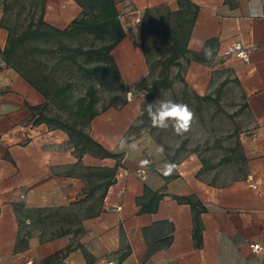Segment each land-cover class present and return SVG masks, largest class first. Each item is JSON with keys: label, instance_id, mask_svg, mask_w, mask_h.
<instances>
[{"label": "crops", "instance_id": "0c3cea01", "mask_svg": "<svg viewBox=\"0 0 264 264\" xmlns=\"http://www.w3.org/2000/svg\"><path fill=\"white\" fill-rule=\"evenodd\" d=\"M2 1L0 51L9 35ZM40 1L44 22L61 31L81 13L74 0ZM180 2L197 9L188 50L211 48L214 56L210 63L193 60L187 65L181 59L184 83L176 98H202L227 79L226 86L236 84L243 99L240 110L246 121L237 137L243 159L235 163L241 176L226 184H219L218 167L207 158L213 168L203 170L199 146L189 148L183 138L170 154L162 132L140 118L147 98L136 85L149 76L141 49L142 21L149 11L151 32H165L171 26H165L168 16L179 11ZM114 3L126 36L111 54L128 102L102 112L89 128L92 139L107 151L123 155L107 191L91 194L90 186L100 180L86 177L85 169L114 168L116 160L86 154L79 162L64 131L35 124L31 109L45 98L0 54V264H264V0ZM234 43L250 52L249 63L225 55ZM136 123L139 127L132 131ZM117 136L135 142L137 149H121L113 139ZM158 145L164 148L162 156L155 154ZM165 162L176 165L169 179L163 175ZM146 187L163 196L154 212L142 214L138 199ZM189 196L204 208L199 243L193 236L191 206L178 201ZM78 229L82 232L75 235ZM251 244L259 249L252 250ZM151 245L155 251L147 256ZM68 246L72 249L66 252Z\"/></svg>", "mask_w": 264, "mask_h": 264}, {"label": "trees", "instance_id": "16d2710c", "mask_svg": "<svg viewBox=\"0 0 264 264\" xmlns=\"http://www.w3.org/2000/svg\"><path fill=\"white\" fill-rule=\"evenodd\" d=\"M3 1V4L5 3L3 5L4 14L7 19L9 8L6 6V0ZM74 1L80 6L81 13L63 31L44 22L43 10H41L38 18L35 19V16H33L34 6H29L32 19L23 28L20 27L21 29L18 25H7L9 32L7 44L4 50L0 51V54L3 61L10 68L14 69L45 98L44 104L31 109L32 118L37 117L35 124L44 123L52 128L64 131L70 139L74 154L79 162L86 154L98 159L116 160L114 168L85 169L86 177L100 180L99 183L90 186V192L94 194L102 188L107 191L115 180L117 169L122 167L123 155L107 151L92 139L89 128L96 116L111 107L120 109L128 102L127 98L123 97L125 87L111 54L112 50L125 38L126 34L119 20V13L114 0ZM196 10L188 2H180L179 11L173 15L169 14L165 26L170 25V23L171 26L170 29H165V32H162L166 47L165 53L162 55H155V52L159 51L156 47V40L160 32H151L149 29V25L152 24L150 12H146L142 21L141 49L149 66V75L152 73L154 79L150 83L141 81L136 85V88L146 92L148 103L162 98L165 92L173 89L172 68H178L176 77L178 76L180 81L184 83L180 72L184 67L181 59L188 65L193 60L201 63H210L213 58L214 55L212 54L211 59H205L204 51L191 53L188 50V42L197 15ZM45 55L59 58L57 61L59 64L69 62L76 66L84 79L94 81L100 88L112 93L109 102L101 109H98L100 103L97 96L98 89L92 84L82 97L71 104V97L68 95L71 85H58L53 76L54 68L50 69L48 64L41 60V57ZM80 59H84L88 67L78 62ZM228 82L227 79L223 81L216 90V95L208 94L202 98L193 95L192 98L185 94L183 101H179L176 97L173 101L187 104L189 107L195 106V101H197L194 108L196 111H200L204 103L219 102L221 90ZM244 106L246 107V104ZM144 113L145 106L142 107L140 118L143 119ZM138 127L137 123L134 124L132 131ZM181 148L177 149L175 154L179 153ZM227 150L230 155L223 157L219 161L220 165L234 164L239 157L243 159L238 141ZM202 163L203 170L213 168L204 157H202ZM165 178L169 179L167 176ZM162 196L156 192L153 193L146 187L144 196L138 199V205L142 206L140 213L154 212ZM178 201L191 206L194 220L193 236L197 243L201 242L202 225L200 215L204 212L203 206L191 196L178 198ZM81 232L78 229L75 235ZM71 247L68 246L66 252H69L72 249ZM154 251L155 248L151 245L147 256H150Z\"/></svg>", "mask_w": 264, "mask_h": 264}, {"label": "rangeland", "instance_id": "374dc122", "mask_svg": "<svg viewBox=\"0 0 264 264\" xmlns=\"http://www.w3.org/2000/svg\"><path fill=\"white\" fill-rule=\"evenodd\" d=\"M31 1H36V4L34 5L33 16H35V19H37L42 10V4L40 0H6V6L9 8V11L7 12L6 24L9 26L18 25L19 28H23L32 19V15L29 12V4ZM3 2L4 1H2V3ZM157 28L159 30L156 31H161L160 24H157ZM162 34L163 33L161 32L158 34L156 47L159 49V51L155 52V55H162L165 53V39ZM41 60L44 63H47L50 69L54 68L53 76L56 79L58 85H71L68 92L69 97H71V104L74 103L78 98L82 97L85 94L87 88L92 84H94L98 89L97 96L100 100L98 109H101L104 105H106L112 97L111 92L100 88L94 81H88L84 79L77 67L73 64L69 62H66L65 64H59L57 62L59 58H52L51 56L47 55L42 56ZM78 62L87 65L84 59H80ZM177 72V68L171 69V76L175 82V86L172 90L165 92L162 99L159 101H173L175 97L181 96L183 85L180 81V78H178V76L176 77ZM180 72L182 75L184 72V67L180 70ZM224 74H222V77ZM146 79L147 80L145 82L150 83L154 79V76L151 73ZM219 85L220 84L217 83L216 86L218 87ZM217 87L212 88V94L216 93ZM222 93L223 94L218 103H204L200 111L196 112L194 106L190 107L195 113V119L187 133L182 135L176 134L173 127L171 126V122L167 129L154 127V132H162V141L170 148V154L173 153L183 138H188V147L194 148L199 146V152L203 154L205 158L209 159L211 163L215 165V167H218L217 173L221 176L219 184H226L239 178L241 173L236 170L235 163L220 165L219 161L223 157L230 155V152L227 149L236 144L238 133L242 129L246 118L242 112L243 110H240L244 103L238 91V86L233 82H230L226 87L223 88ZM123 97L128 98L126 89ZM159 101L152 103H148L146 101L144 102L143 106L146 108L148 104H153V108H155L158 106ZM51 109L55 111L54 108L51 107ZM144 117L147 118L146 123H148L150 118H148L149 116L147 115L146 110ZM158 138L160 137L158 136ZM182 154L184 155V153Z\"/></svg>", "mask_w": 264, "mask_h": 264}, {"label": "clouds", "instance_id": "9594fccd", "mask_svg": "<svg viewBox=\"0 0 264 264\" xmlns=\"http://www.w3.org/2000/svg\"><path fill=\"white\" fill-rule=\"evenodd\" d=\"M198 43L201 47H203V41H198ZM212 51L213 50L211 48L204 49L205 59L212 58ZM145 110L151 120V124L153 127L167 129L171 122V126L173 127L175 133L178 135L187 133L190 130L191 125L195 119L194 111L187 104L177 103L172 100L159 101L158 106L155 108H153V104H148ZM113 139L121 149H137V144L135 142L129 143L128 140L123 136H117ZM163 153V146H156L155 154L158 156H162ZM142 163L147 165L149 161L144 160L142 161ZM175 168L176 165L174 163L165 162L162 169L163 175H171Z\"/></svg>", "mask_w": 264, "mask_h": 264}, {"label": "built area", "instance_id": "2783aa9c", "mask_svg": "<svg viewBox=\"0 0 264 264\" xmlns=\"http://www.w3.org/2000/svg\"><path fill=\"white\" fill-rule=\"evenodd\" d=\"M235 54L238 57L242 58L245 62L249 63L250 61V52L247 51L242 44L240 43H234L228 46L227 51L225 52V55H231ZM250 248L254 251H257L259 249V245L257 244H251ZM24 264H30V262H26ZM103 264H113L112 262H105Z\"/></svg>", "mask_w": 264, "mask_h": 264}]
</instances>
